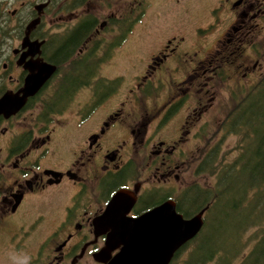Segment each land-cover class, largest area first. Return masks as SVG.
<instances>
[{
	"label": "flooded vegetation",
	"instance_id": "obj_1",
	"mask_svg": "<svg viewBox=\"0 0 264 264\" xmlns=\"http://www.w3.org/2000/svg\"><path fill=\"white\" fill-rule=\"evenodd\" d=\"M125 2L0 0V264H110L125 219L168 201L194 216L179 198L187 210L211 123L213 175L242 158L221 144L243 141L234 118L264 79V0H216L191 37L165 24L121 70L144 18L190 12V0Z\"/></svg>",
	"mask_w": 264,
	"mask_h": 264
},
{
	"label": "trees",
	"instance_id": "obj_2",
	"mask_svg": "<svg viewBox=\"0 0 264 264\" xmlns=\"http://www.w3.org/2000/svg\"><path fill=\"white\" fill-rule=\"evenodd\" d=\"M244 107L242 106V110ZM234 120L238 122V131L242 137L244 145L241 146L246 151L243 157L236 163V166L222 168L220 172L226 169L223 179L216 183L213 188L201 187L198 184H192L184 196L187 210L181 204L179 198V208L182 209L184 216H191L194 211L205 210L204 224L198 237L189 244L183 245L176 255H174L171 264H176L178 256L187 254V257L180 264H234V259L241 256L237 264H264V226L252 248L247 252H242L245 243L243 242V233L250 227H254L264 222V211L260 210V204L257 202L264 197V79L263 82L253 86L252 97L247 104L246 109L235 116ZM233 120V121H234ZM212 151L204 159V164L199 167L198 173H214ZM239 166V167H238ZM211 169V170H210ZM237 169V170H236ZM247 176V177H246ZM236 177L246 178V191L239 195L234 193V179ZM243 181L238 186H242ZM219 188V189H218ZM239 188H237L238 191ZM252 195L249 196V193ZM222 202V208L226 212H244L247 215H260L249 223V226L243 229L239 234V247L237 250L234 245H214L211 244V237L214 232H210L215 227L213 223L214 211ZM257 202V203H255ZM232 247V250L229 248Z\"/></svg>",
	"mask_w": 264,
	"mask_h": 264
},
{
	"label": "rangeland",
	"instance_id": "obj_3",
	"mask_svg": "<svg viewBox=\"0 0 264 264\" xmlns=\"http://www.w3.org/2000/svg\"><path fill=\"white\" fill-rule=\"evenodd\" d=\"M154 1V7L153 10L157 9L160 5V0H152ZM157 1V2H156ZM216 0H190V12L187 15H178V16H171V15H164L161 17L158 15L157 17H146L143 19L144 25L136 26L133 32L130 33L129 40L126 42V46H128V49L124 51L126 53L124 55V58L122 60V66L119 69H125L126 67H129V63L134 59V54L137 52L144 53L152 44V42L155 40V38L159 35V31L162 30L163 26L165 24L169 25H177V26H184V30L188 37H191L190 30L194 26H206L207 23L210 21V17H206V13L204 10L208 8L209 6H212ZM130 0H126L125 2V8L127 9L128 6H130L129 3ZM193 6L191 7V5ZM98 8V7H97ZM150 15V12H149ZM150 37V38H149ZM139 49L142 51H139V49L136 50V44ZM142 47V48H141ZM136 50V51H135ZM126 71V70H125ZM124 71V72H125ZM231 107L230 102H227L225 105V108L228 109ZM216 138L214 135V126L213 123H211L208 128L205 129L203 133V138L201 139V143L197 146L198 150H196V154H198L199 151L204 150V159L208 155L209 152L213 151L214 143H216ZM240 138L235 133H232L231 135H227L222 140V146H221V153L226 158L227 162H230V164H234L233 161L240 157H242V149L244 145V142H241ZM240 145V147H238ZM244 150V149H243ZM198 161V160H197ZM214 162V161H213ZM225 164V163H224ZM222 161L217 159V167L220 165H224ZM235 166L237 164H234ZM196 163L194 168L196 167ZM228 166H225L223 168H227ZM239 167V166H238ZM198 168V166H197ZM237 168V166H236ZM211 170V169H210ZM237 170V169H236ZM226 174V169L222 171L219 178H216L211 172H204V173H198L197 175L194 174L189 177L188 182L190 184H198L201 187H207V188H213V186H216V183L221 181L223 176ZM247 177V176H246ZM243 181L242 186H238V184H241ZM246 178L242 179L241 177H236L234 179V193L240 195L242 191H246V184H245ZM237 188L238 191H237ZM219 189V188H218ZM238 192V193H236ZM252 195V192L249 193V196ZM260 204V210L264 211V197L260 198L257 201ZM255 202V203H257ZM221 207H217L214 211V219L212 220L215 224V227L210 230V232L213 233V237H211V244L216 245H229L232 243L237 250L239 247V234L240 232L249 226L248 222H251L255 219H258L260 215L254 214L247 215L244 211L242 212H226L222 208V202L220 203ZM262 226H264V222L248 228L243 233V242L245 243L244 247L240 251V253L249 251L253 244L255 243L256 239L260 235L262 231ZM233 246H230L229 248L232 250ZM188 254V253H187ZM187 254H181L178 256L176 260V264H180L186 257ZM241 256H238L234 259V264H237L240 261Z\"/></svg>",
	"mask_w": 264,
	"mask_h": 264
},
{
	"label": "water",
	"instance_id": "obj_4",
	"mask_svg": "<svg viewBox=\"0 0 264 264\" xmlns=\"http://www.w3.org/2000/svg\"><path fill=\"white\" fill-rule=\"evenodd\" d=\"M43 81L52 73L54 66L47 65ZM49 73V74H48ZM30 79H33L32 76ZM31 87L30 81L27 85ZM206 208L190 218H184L175 209L174 201H168L135 219H125L122 228L113 231L109 238V249L115 240L122 248L110 264H169L174 254L203 226Z\"/></svg>",
	"mask_w": 264,
	"mask_h": 264
}]
</instances>
